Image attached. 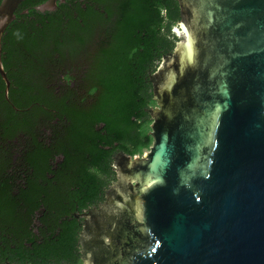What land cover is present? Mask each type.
<instances>
[{"label":"water","instance_id":"95a60500","mask_svg":"<svg viewBox=\"0 0 264 264\" xmlns=\"http://www.w3.org/2000/svg\"><path fill=\"white\" fill-rule=\"evenodd\" d=\"M23 1L0 4L6 97L2 38ZM178 2V42L151 76L153 144L115 158L85 264H264V0Z\"/></svg>","mask_w":264,"mask_h":264},{"label":"trees","instance_id":"16d2710c","mask_svg":"<svg viewBox=\"0 0 264 264\" xmlns=\"http://www.w3.org/2000/svg\"><path fill=\"white\" fill-rule=\"evenodd\" d=\"M47 1L24 0L2 38L10 89L6 97L0 75V231L37 264H80L70 218L105 201L120 153L151 148V76L183 17L178 0L37 9ZM13 177L28 181L18 196Z\"/></svg>","mask_w":264,"mask_h":264},{"label":"flooded vegetation","instance_id":"af4514ba","mask_svg":"<svg viewBox=\"0 0 264 264\" xmlns=\"http://www.w3.org/2000/svg\"><path fill=\"white\" fill-rule=\"evenodd\" d=\"M13 185H14V190L15 193L14 195L18 196L22 194L23 189H27L28 185L25 177H13ZM15 181V182H14ZM97 207V206H94ZM94 207L85 209L81 212H74V216L70 218V220L75 221L78 226L80 227L79 231V238H78V244H79V239H80V234L83 231L84 224H85V215L88 213V211ZM34 233L38 235V230H34ZM15 240L13 237L7 232H2L0 231V264H37L36 260H32L31 257H27L25 255H28L26 253L25 255H22L21 253V248L18 250V245L14 244ZM38 241H32V242H26L25 245L26 247H33L34 244H38ZM80 244H79V252L81 255V260L80 264H85L84 261L82 260V254L80 251Z\"/></svg>","mask_w":264,"mask_h":264},{"label":"rangeland","instance_id":"374dc122","mask_svg":"<svg viewBox=\"0 0 264 264\" xmlns=\"http://www.w3.org/2000/svg\"><path fill=\"white\" fill-rule=\"evenodd\" d=\"M149 150H150V149H149ZM149 150L145 151L144 154L147 153V152H149Z\"/></svg>","mask_w":264,"mask_h":264}]
</instances>
